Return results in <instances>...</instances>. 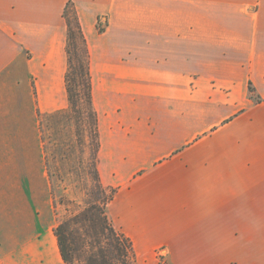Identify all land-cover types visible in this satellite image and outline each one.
Here are the masks:
<instances>
[{
    "label": "crops",
    "instance_id": "crops-1",
    "mask_svg": "<svg viewBox=\"0 0 264 264\" xmlns=\"http://www.w3.org/2000/svg\"><path fill=\"white\" fill-rule=\"evenodd\" d=\"M69 1L0 0V200L35 206L42 222L51 207L56 218L42 120L70 108ZM77 3L97 168L104 186L117 188L113 225L135 248L165 246L174 264H264V134L242 132L225 150L195 140L247 105L242 63L264 51L246 48L257 47L258 31L264 47V0ZM99 13L148 20L113 21L101 33Z\"/></svg>",
    "mask_w": 264,
    "mask_h": 264
},
{
    "label": "rangeland",
    "instance_id": "rangeland-1",
    "mask_svg": "<svg viewBox=\"0 0 264 264\" xmlns=\"http://www.w3.org/2000/svg\"><path fill=\"white\" fill-rule=\"evenodd\" d=\"M78 1L80 0H71L67 3L64 11L67 27L70 23L75 28L76 20L80 21ZM146 20L148 15L145 13H99L96 15V26L99 32L103 33L110 23L124 25L135 21L145 23ZM259 32L261 33L258 31V36L256 35L257 47L246 48H257L256 50L264 48L262 44L260 46L258 44L261 37ZM241 47L245 48L244 45ZM260 54V56L252 54V60L242 63L248 69L246 107L235 110L233 115L215 127H208L196 133L195 140L204 136V141L213 140L214 144L219 145L217 148L225 150L235 145L230 138L242 132L264 134V51ZM80 108L83 113L82 119H79L70 107L67 111L43 116L42 120L48 164L55 174L52 179L54 197L59 203L60 215L67 213L66 206L59 202L61 199H73L81 204L84 200V192L94 184L92 171L95 164L97 165V136L85 102L80 103ZM227 122L229 124L225 126ZM140 174L142 171L139 172ZM114 189L117 190L115 187ZM16 201L18 203L16 205H5L0 200V264H65L54 233V225L58 223L56 211V218L51 207L48 219L43 222L36 221L37 208L33 205L21 204V200ZM77 208L70 206L71 210ZM107 211L109 215V204ZM111 221L113 223L112 219ZM135 250L138 264H174L175 261L174 256L165 246L147 252L136 246Z\"/></svg>",
    "mask_w": 264,
    "mask_h": 264
},
{
    "label": "trees",
    "instance_id": "trees-1",
    "mask_svg": "<svg viewBox=\"0 0 264 264\" xmlns=\"http://www.w3.org/2000/svg\"><path fill=\"white\" fill-rule=\"evenodd\" d=\"M80 40V42H79ZM68 70L66 73L70 107L82 119L80 103L85 102L96 136L99 149L97 111L93 103L90 51L80 21L75 28L68 24L67 31ZM48 164V159H47ZM49 169L53 204L58 216L54 233L61 257L65 264H138L133 240L116 228L107 211L116 189H108L101 181L95 164L92 171L94 184L84 192L83 203L73 199H61L67 213L58 212L57 198L54 197V172ZM77 206L71 210L70 206Z\"/></svg>",
    "mask_w": 264,
    "mask_h": 264
}]
</instances>
